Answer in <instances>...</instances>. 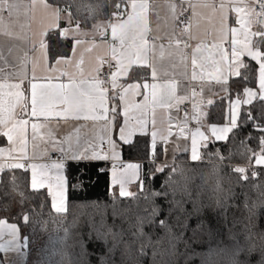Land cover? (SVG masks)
<instances>
[{
    "label": "snow or ice",
    "instance_id": "obj_1",
    "mask_svg": "<svg viewBox=\"0 0 264 264\" xmlns=\"http://www.w3.org/2000/svg\"><path fill=\"white\" fill-rule=\"evenodd\" d=\"M63 3V7H61ZM259 4V12L256 4ZM167 15L164 17L170 32L166 34L167 45L160 42L161 37L150 35V12L156 6L150 0H0V31L2 34L21 40L26 45L22 55L14 57V63L0 54L3 66L0 67V138H6L7 146L0 147V193L4 199H15L8 191V183H4L3 176L9 172L12 186L15 187L16 170L31 173V188L33 190L47 188L51 197V207L57 214L66 213V179L64 176L65 159L75 161H113L112 179L113 186H118L119 198H133L130 186L137 183L138 193L144 191V182L140 177V165L124 163L116 151L119 142L112 134L113 126L118 128L119 140L124 144L130 142L129 138L136 133L146 134L148 125L151 124L152 147L156 150V157L161 152L157 145V137L166 142L171 135L169 127L176 117L169 110L176 108L187 99L176 93V80L163 79L156 66L157 53L160 60L165 56L172 58L179 56L180 62L185 64L191 47V79L200 81L209 78L221 85L222 90L229 91V77L236 76L245 82L242 87V98L230 99L227 124L223 127H211V132L217 141L228 139V133L238 128V115L240 106L251 105L253 100L261 103L259 115L248 111L242 118L243 123L255 122L259 133L258 148H245L242 157L248 161L255 160L257 166H264V0H166ZM23 9L25 22L19 24L20 31H14L13 26L19 23L20 11ZM75 9V12L73 11ZM111 9L109 15L108 10ZM7 14L8 23L4 14ZM43 22L38 33L29 35L31 24L38 18ZM67 13V15H65ZM83 13H86L83 14ZM234 14L235 24L231 23ZM159 19V12H156ZM15 17V19H13ZM106 17V18H105ZM92 32L85 31L89 21ZM67 22V27L63 23ZM202 24L210 27L205 29L204 36H211V42L197 35ZM74 25V27H73ZM253 25L258 30L253 31ZM111 30L112 42L110 48L111 60L98 57L96 63L86 73L83 52L77 56L80 46L89 44L84 51H92L97 45L95 41H86L82 37L99 34L105 37L107 30ZM63 38V41L60 39ZM73 41L71 48L72 57L61 55L55 63L49 66L50 54L55 44L57 48L68 39ZM190 41H197L194 46ZM11 49L9 53L11 54ZM38 53V55H31ZM245 58H250L246 60ZM112 61L115 62V70ZM254 61L255 64L251 62ZM43 62L44 72L55 73L61 66H71L76 72L60 71V77L66 76L68 82H53L59 77L37 76L36 70ZM31 64L32 76L27 75V66ZM108 65V74L101 73L103 65ZM137 64L144 69H150L152 82L129 83L127 86L119 83L120 76L128 75L129 68ZM175 66V65H173ZM258 66V68L256 67ZM12 71H5V69ZM258 72V90L247 86L250 79L249 73ZM168 72H163V77H168ZM27 85V86H25ZM110 85V87H109ZM142 88V91H141ZM240 89H237L239 93ZM143 95V100L134 102L131 97ZM196 93L193 91V96ZM119 101L118 104L113 103ZM213 101L208 100L211 105ZM122 109V111H121ZM197 105L193 104V110ZM123 123L120 124V117ZM199 113L193 116L198 119ZM84 123H73L80 122ZM89 122H91L89 124ZM188 119L177 121V126L183 131L191 133V159L201 160L198 153V140L206 142L208 137L200 131L187 129ZM30 127V132H29ZM63 129L66 134L60 136ZM70 129V130H69ZM86 129V131H85ZM108 148L105 151L104 145ZM243 144V141H241ZM206 147V143L203 145ZM29 147L31 151H29ZM59 153L60 159L50 163H36L39 158L47 157L51 160L50 153ZM250 153V155H249ZM221 161L225 158L216 153ZM249 169L242 166L230 169L241 185L236 201L240 207L237 211L244 217L256 215L257 209L264 208V182L252 185L258 189L255 200L250 191L244 189L249 186ZM259 171L251 170V178L257 177ZM116 194V187H113ZM42 194V193H41ZM241 197L243 204L241 205ZM22 219L30 222L28 211L23 207L24 198L21 196ZM2 210H9L8 206ZM147 209L141 210L139 205L129 206L124 214L130 217V224H135L140 230L150 222ZM116 211L113 216H117ZM163 223V221H161ZM104 218L100 220V228L95 229V234L106 238L108 235L116 237L118 234L107 227ZM122 231V230H121ZM246 236L243 243L236 248V264H244L241 254L247 256L259 247L264 255V233L249 232L245 229ZM5 235L9 238L4 240ZM0 252H16L21 258L24 252L16 224H8L0 219ZM69 264H72L69 261ZM78 264V262H77ZM264 264V262H262Z\"/></svg>",
    "mask_w": 264,
    "mask_h": 264
},
{
    "label": "trees",
    "instance_id": "obj_2",
    "mask_svg": "<svg viewBox=\"0 0 264 264\" xmlns=\"http://www.w3.org/2000/svg\"><path fill=\"white\" fill-rule=\"evenodd\" d=\"M94 22L90 20L85 29ZM71 48L70 38L59 48L54 44L49 63L61 55L68 57ZM248 75L247 86L256 89L257 73ZM130 79H135V73ZM244 83L239 77L230 78L228 93L208 107L207 123L225 122L229 98L241 96ZM261 103L254 100L251 105H242L238 128L229 133L227 140L208 142L201 149L202 159L198 162H188L185 155H177L175 162L163 165L161 154L154 160L156 150L151 151L147 136H136L132 142L121 144L122 159L140 164V177L145 185L142 193H138V182L132 185V199L119 198L118 193L110 191L109 164L68 162L65 168L67 211L57 214L45 190L31 189L28 172L16 170L15 187L11 181L13 173L9 172L2 182L8 183V191L15 199L0 195V219L16 224L21 230L26 264H69V261L72 264H236V248L243 243L245 229L254 235L264 233V208L257 209L256 215L245 213L243 218L237 211L240 205L235 197L241 185L230 172L237 166L249 169L250 182L244 190L250 191L255 200L258 189L251 186L264 182V171L251 178V170L259 171L261 167L254 166V159L248 161L241 154L245 148L259 151L255 125L261 121L244 124L242 118L248 111L258 116ZM158 148L161 152V147ZM216 153L225 159L221 161ZM3 191L0 188V193ZM21 196L23 207L31 210L27 212L29 223L22 219ZM136 205L142 211L147 209L145 214L151 217L140 230L124 214L127 207ZM5 206L9 210H2ZM114 211L118 213L115 217ZM102 217L105 228L101 231L111 227L118 234L116 237L95 234ZM240 258L244 264L264 262L259 247L246 259L242 254Z\"/></svg>",
    "mask_w": 264,
    "mask_h": 264
},
{
    "label": "crops",
    "instance_id": "obj_3",
    "mask_svg": "<svg viewBox=\"0 0 264 264\" xmlns=\"http://www.w3.org/2000/svg\"><path fill=\"white\" fill-rule=\"evenodd\" d=\"M28 2H29V0H23V3H28ZM150 3H152L153 5L156 6L155 11L150 12V28H151L150 35L161 37L160 42L167 45L166 34H168L170 32V27L166 26L165 21H164V17L167 15V9L165 7L166 0H150ZM157 11L159 12V16H160L159 19L156 16ZM65 15H67V13H65ZM37 16H38L37 20L31 24V31H30L29 35H32L33 33H38L42 28L43 22L40 19L41 14L38 13ZM230 16L232 17V20H231L232 25L239 27V25L235 24L234 14L230 13ZM4 18H5V22L8 23V17H7L6 13L4 14ZM13 19H15V17H13ZM24 22H25V17L23 15V9H21L20 15H19V23L15 24L13 26L14 31L19 32L20 31L19 24L24 23ZM64 23H65L64 27H67V22L64 21ZM73 27H74V25H73ZM208 27H210V26L207 24H202L201 27L199 28V30L197 31V35L200 36L201 38L207 39L208 42H211V39H212L211 36H208V37L204 36L205 29ZM252 30L253 31L258 30L257 26L253 25ZM85 31H87L89 33L92 32V31H88L86 29H85ZM108 33H109V35H108V37H106V41H105V37H102L99 34H96L95 36L89 35L86 37H82V39H84L86 41L94 40L95 44L97 45L96 47H94L92 49V51L88 52V51H84L85 48H88L90 46L89 44L86 43V44L80 46V48L77 51V56L79 55L80 52H83L84 64L82 67L84 68L86 73L96 63V60L98 57H102L105 60H111L110 48L108 47V45H110L108 38H110L112 40L110 29H108ZM196 42L197 41H190V44L192 46H194ZM72 45H73V41H72ZM26 47H30V45H26L21 40L9 38V37L3 35L2 31H0V54H2L4 57H6L10 64L15 62L14 57H16L18 55H22V49H24ZM9 49L12 50L11 54L9 53ZM185 51L188 53V59L186 62V66H185V64L180 62L178 55L174 56L172 58H169L166 55L163 60H160L158 57V53H157L156 66H157L158 70H160L163 79L171 78V79L176 80V82H177L176 83L177 95L187 96V99L184 100L179 105V107L183 106V105H187L190 109L189 116L187 117V119H188V124L186 126L187 129L195 130L197 127H200V131L203 132L208 137V140L206 142L201 141L199 137L197 138V140H198V153L201 154V149L204 147L203 145L205 143L207 144L210 141H217L215 139V137L213 136L211 130H210L211 127L213 126V124H209L206 121L207 110H208V107L210 106L208 104V100L211 99L212 101H214L215 99L226 95L228 93V91L222 90L221 85L216 84L214 81L209 82V78H206L204 81H200L199 76H198L197 80L193 81L191 79V73H192L191 47H189ZM31 55H38V53H31ZM68 57L69 58L72 57L71 51H70V54ZM248 59H250V58H248ZM55 60L53 63H51V64L49 63V66L53 65L55 63ZM112 62L115 64L114 61H112ZM173 65H175V66H173ZM2 66H3V61L0 60V67H2ZM257 68H258V66H257ZM165 70L169 74L168 77H163V72ZM5 71H12V69H10V68L5 69ZM26 71H27L28 78L30 79L32 76L31 64H29L27 66ZM60 71L76 72V69L74 67H71V66H61L60 69L58 71H56L55 73H53L51 71L44 72L43 71V62H42L41 65L36 70V75L37 76L51 75L54 78L59 77L58 80L54 79L53 82H65V83H67L68 79L66 76L60 77ZM134 73H135V79H130V77H132V74L134 75ZM232 77H235V76H230L229 80ZM256 80H257V88L253 89L254 91L258 90V72H257V79ZM144 82H149V83L152 82L150 69H144L137 64H133L131 66V68H129L128 75H126V76L122 75L119 78V83H121L125 86H127V84H129V83H139V84L143 85ZM25 86H27V85H25ZM141 91H142V88H141ZM193 91H195V93H196L195 96H193ZM242 96H243V93L241 94L240 97L242 98ZM236 98H234V99H236ZM131 99L134 102H140L143 100V95L131 97ZM113 103L118 104L119 101L117 100V101H114ZM193 104L197 105V109L195 111L193 110ZM229 106H230V102H229ZM241 106H240V108H241ZM121 111H122V109H121ZM197 112L199 113L198 119H193V116L196 115ZM169 113L173 117H176L177 119H174L171 122V125L169 127V131H170L171 135L168 136V139L166 142L161 141L160 138L157 137V145L161 147V156H162L161 163L163 165L173 163V162H175L177 155H185L187 157L188 162H198L199 160L193 161L191 159V133L189 131H183V134L181 135L182 129H181V127L177 126V121L183 120L185 118V116L182 114V112L179 110V108H178V110L176 108L170 109ZM119 122H120V124L123 123V117L122 116L120 117ZM73 123H84V122L80 121V122H73ZM90 123L91 122H89V124ZM225 124H227V117H226L225 122L223 124L215 125V126L216 127H223ZM151 130H152V127H151V124H149L148 125V131L146 134L142 135L140 133H136L132 137L129 138L130 142H132V140L136 136H147L149 141H150L151 151L153 152V150H155V149H153V147H152ZM85 131H86V129H85ZM29 132H30V127H29ZM64 134H66V130L62 128L59 135L63 136ZM112 134H113L114 139L119 142V146L117 147L116 151L120 157V161H123L126 164L127 163L139 164L138 162L124 161L122 159V157H121V144H124V142L119 140L118 128L115 125L113 126ZM228 135H229V133H228ZM105 145H107V144H105ZM6 146H7L6 138H0V147H6ZM104 150L106 151L107 148H105ZM29 151H31L30 147H29ZM51 155H56L60 159L59 153L52 152V153H50V156ZM52 161H57V160H52V159L49 160L47 157H43V158L37 159L36 161H31V162L50 163ZM68 162H99V163H103V164L115 163L111 160H109V161H89V160L75 161V160H71V159H65L63 161V163L65 165L64 176H65V168H66V165ZM254 166L264 167V166H257L255 164V162H254ZM28 173H29V184L31 187V173L30 172H28ZM109 176H110V185H109L110 191L113 192V187H116V193H118V186H113L111 183L112 170H110ZM65 179H66V176H65ZM132 185L130 186V190H132ZM39 190H45L47 192V188L39 189ZM65 200H66V204H67V183H66V191H65ZM49 202H50V206H51V197L50 196H49ZM7 223L13 224L10 222H7ZM17 228L19 229L18 226H17ZM19 236H20L19 242L22 245H25V241L23 239L22 232L20 229H19ZM8 238L9 237L7 235H5L4 240H7ZM0 242H2V241H0ZM21 250L24 252L23 258H21L16 252H8V253L0 252V264H26V249H25V247H23Z\"/></svg>",
    "mask_w": 264,
    "mask_h": 264
},
{
    "label": "built area",
    "instance_id": "obj_4",
    "mask_svg": "<svg viewBox=\"0 0 264 264\" xmlns=\"http://www.w3.org/2000/svg\"><path fill=\"white\" fill-rule=\"evenodd\" d=\"M255 7H256V11L259 12L260 9H259V4L258 3L255 5ZM110 13H111V9L109 11V15H110ZM108 35H109V33H108V30H107L106 37H108ZM108 41H109V44H111L112 40L110 38H108ZM112 64H113V69L112 70H115V64L113 62H112ZM101 73H102V75L103 74H108V65L107 64L103 65V67L101 69ZM179 110L182 112V114L185 117H188L189 116L190 109H189V107L187 105L180 106L179 107ZM103 147H104V149L105 148H108L107 145H104ZM51 159L52 160H58L59 158L56 155H51ZM112 164L113 163H109V165L111 167V170H112Z\"/></svg>",
    "mask_w": 264,
    "mask_h": 264
},
{
    "label": "rangeland",
    "instance_id": "obj_5",
    "mask_svg": "<svg viewBox=\"0 0 264 264\" xmlns=\"http://www.w3.org/2000/svg\"><path fill=\"white\" fill-rule=\"evenodd\" d=\"M86 30H88V31H92V27H87ZM131 191H133V190H131ZM132 193H133V192H132Z\"/></svg>",
    "mask_w": 264,
    "mask_h": 264
}]
</instances>
